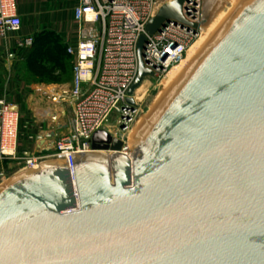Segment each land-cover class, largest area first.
I'll list each match as a JSON object with an SVG mask.
<instances>
[{
  "label": "water",
  "instance_id": "95a60500",
  "mask_svg": "<svg viewBox=\"0 0 264 264\" xmlns=\"http://www.w3.org/2000/svg\"><path fill=\"white\" fill-rule=\"evenodd\" d=\"M186 1L148 21L130 106L151 75L146 35L166 21L197 28ZM90 147L0 186V264H264V0L244 2L133 155L102 130Z\"/></svg>",
  "mask_w": 264,
  "mask_h": 264
},
{
  "label": "built area",
  "instance_id": "2783aa9c",
  "mask_svg": "<svg viewBox=\"0 0 264 264\" xmlns=\"http://www.w3.org/2000/svg\"><path fill=\"white\" fill-rule=\"evenodd\" d=\"M173 0H76L73 17L78 23L73 78L68 91L71 115L68 132L57 138L49 155L72 165L76 155L91 151L90 139L99 130L125 144L124 135L136 113L137 103H127L129 88L138 75L137 44L148 21L160 7ZM202 0H187L182 7L186 22L197 28L166 21L147 39L142 50L144 68L151 72L143 80L159 79L182 60L197 38ZM22 19L16 0H0V40L17 33ZM18 48L30 47L33 37L15 36ZM142 82V83H143ZM135 93V92H134ZM21 115L18 105L0 99V164L23 161V169L36 170L46 155H19ZM1 175V173H0Z\"/></svg>",
  "mask_w": 264,
  "mask_h": 264
},
{
  "label": "crops",
  "instance_id": "0c3cea01",
  "mask_svg": "<svg viewBox=\"0 0 264 264\" xmlns=\"http://www.w3.org/2000/svg\"><path fill=\"white\" fill-rule=\"evenodd\" d=\"M75 3L76 0H16L21 29L15 34L9 32L0 40V99L20 109L19 150L25 156L51 151L57 138L68 132L66 117L71 108L67 93L73 78L74 57L66 49L76 45ZM15 36H31L34 42L30 47L18 49ZM51 36L57 41L52 46L48 42ZM31 47L34 48L32 56L47 49L53 52L50 58L61 64V67L51 65L52 75L58 82L40 78L27 67L18 66L19 50L28 51Z\"/></svg>",
  "mask_w": 264,
  "mask_h": 264
},
{
  "label": "bare ground",
  "instance_id": "6f19581e",
  "mask_svg": "<svg viewBox=\"0 0 264 264\" xmlns=\"http://www.w3.org/2000/svg\"><path fill=\"white\" fill-rule=\"evenodd\" d=\"M245 1L246 0H225L224 2H222L224 3L222 4V6H219V8L215 7L213 12L207 18V22L200 26L197 38L190 46V48L187 50L186 56L182 58V60L178 62V64L170 68L167 74L165 75V77L160 80V83L156 87V95L152 103L150 104L147 113L141 115L139 114L140 116L138 115L139 117L136 118V120L132 123L130 128H128L127 131L125 132L123 138L125 144L129 146L132 145L134 147L137 133L164 106L166 101L169 99L171 92H174L183 83L186 76L194 68V66L197 64L199 59L203 56V54L207 51V49L219 36L222 30L228 25L229 22L227 23V21H229V19L231 20L233 19L234 15L237 13V11L240 9L241 5L244 4ZM210 2H212V0H210ZM218 3H220V1ZM225 4H228L229 6L227 10H224L223 8ZM141 88L142 86H140L135 91L134 98L136 103L138 101L137 99L138 92L140 91ZM92 153H94L95 155L107 156L111 152L107 154L106 151L99 150V151H93ZM55 161L56 160H52L51 162H47V163L52 164L55 163ZM56 162L59 165H64L61 161H56ZM29 171L30 170L28 169H23L19 171L14 177L23 175L25 173H29ZM32 171L34 170H31L30 172Z\"/></svg>",
  "mask_w": 264,
  "mask_h": 264
},
{
  "label": "rangeland",
  "instance_id": "374dc122",
  "mask_svg": "<svg viewBox=\"0 0 264 264\" xmlns=\"http://www.w3.org/2000/svg\"><path fill=\"white\" fill-rule=\"evenodd\" d=\"M216 1H217V3H216ZM219 1H220V3H218ZM224 1L225 0H222V1L221 0H214V1L212 0V2H210V0H209V2H208L207 0H202V2H201V13H202V15L205 16L206 18H208L209 15L215 9V7H218L219 8V6H222V4H224V3H222ZM228 7H229L228 4H225V6L223 8H224V10H227ZM230 20L231 19H229V21H227V23L230 22ZM48 42L51 43V46H52V44L54 45V44L57 43L56 39L53 36H51L50 39H48ZM32 49H34V48L31 47L28 51L26 49L19 50L20 52L17 54V56H18V59H20V62L18 63V66L20 68L26 69V67L28 65V62H30L31 60H35V59H42V60H44L45 65H47L48 67H51L50 64L46 63V60L48 58H50V56L53 55L52 54L53 52H51V50H48L47 49V50H45L42 53H38L36 56H32L31 55V53L33 51ZM185 56L186 55H184V57ZM174 65H176V64H174ZM165 75H163L159 79H153V80L148 79V80H146L145 82L142 83L143 85L142 84L140 85V86H142V88L138 92V97H137L138 101H137V106H136V113L133 116V120L129 124L128 128H130V126L136 120L137 117H139L141 114L147 113V111L149 110L150 104L152 103V101H153V99H154V97L156 95V87L160 83V80L165 77ZM66 111H67V108H66ZM68 112H69V110H68ZM70 115H71V110H70V112H69V114L67 116L68 119L66 117V120H67L66 121L67 128H68V123H69ZM123 150H124V152L127 155H133L134 154V151H135L134 150V147L132 145L129 146L127 144H124V149ZM53 152H54V148L51 151H49V152L40 153V154L49 156ZM107 154H109V152H107ZM19 155L21 157H25V155L21 154L20 152H19ZM52 160H55V159L52 158L51 156H49V157L43 159V163L40 166H42L44 164H51V163H47V162H51ZM56 161H58V160H56ZM23 163H24L23 161H13V160H5V161H3L0 164V173H1V175H0V186H2L3 184H5L10 179L14 178V176H16V174L19 171L23 170V166H24Z\"/></svg>",
  "mask_w": 264,
  "mask_h": 264
},
{
  "label": "trees",
  "instance_id": "16d2710c",
  "mask_svg": "<svg viewBox=\"0 0 264 264\" xmlns=\"http://www.w3.org/2000/svg\"><path fill=\"white\" fill-rule=\"evenodd\" d=\"M43 61L44 60H42V59L32 60L31 62H28L27 69L30 72H32L34 75H36L40 78H45V79H47L51 82H54V83L58 82L59 79H57L56 77H53V75H52L54 68L48 67L47 65H45L43 63ZM46 62H48V64H50V65L55 64L54 66L61 67L60 63L58 64V63L54 62V58H48L46 60Z\"/></svg>",
  "mask_w": 264,
  "mask_h": 264
}]
</instances>
